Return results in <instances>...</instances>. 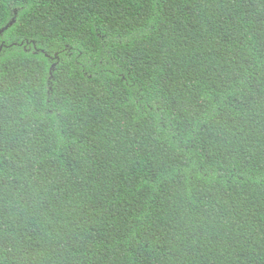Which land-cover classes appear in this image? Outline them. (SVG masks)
I'll list each match as a JSON object with an SVG mask.
<instances>
[{"label": "trees", "instance_id": "1", "mask_svg": "<svg viewBox=\"0 0 264 264\" xmlns=\"http://www.w3.org/2000/svg\"><path fill=\"white\" fill-rule=\"evenodd\" d=\"M0 264H264V0H0Z\"/></svg>", "mask_w": 264, "mask_h": 264}]
</instances>
